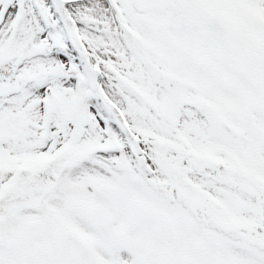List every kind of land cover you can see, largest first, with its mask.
Instances as JSON below:
<instances>
[{"label":"snow or ice","instance_id":"6c2138e0","mask_svg":"<svg viewBox=\"0 0 264 264\" xmlns=\"http://www.w3.org/2000/svg\"><path fill=\"white\" fill-rule=\"evenodd\" d=\"M0 264H264V0H0Z\"/></svg>","mask_w":264,"mask_h":264}]
</instances>
